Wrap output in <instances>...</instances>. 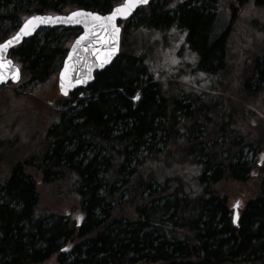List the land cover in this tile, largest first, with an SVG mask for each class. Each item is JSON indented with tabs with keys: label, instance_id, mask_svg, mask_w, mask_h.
Returning <instances> with one entry per match:
<instances>
[{
	"label": "trees",
	"instance_id": "obj_1",
	"mask_svg": "<svg viewBox=\"0 0 264 264\" xmlns=\"http://www.w3.org/2000/svg\"><path fill=\"white\" fill-rule=\"evenodd\" d=\"M123 2L0 0V44L30 17ZM216 3L154 0L91 85L39 101L52 110L29 152L0 153V264H264V50L229 64L232 22ZM80 32L44 29L14 48L22 80L0 106L59 74ZM173 34L192 62L165 75L155 56ZM249 181L258 195L232 208L224 185Z\"/></svg>",
	"mask_w": 264,
	"mask_h": 264
},
{
	"label": "rangeland",
	"instance_id": "obj_2",
	"mask_svg": "<svg viewBox=\"0 0 264 264\" xmlns=\"http://www.w3.org/2000/svg\"><path fill=\"white\" fill-rule=\"evenodd\" d=\"M217 1L216 6L219 11L232 22L231 35L228 40V63L234 66L237 61L247 58V60H253L264 50V6L255 5L254 0L244 2L238 0ZM145 36H147V45H154L153 42L156 37H149L147 34L143 37ZM170 39L173 40L169 45L170 48L159 49L160 52L155 56V63L161 68V71H165V75L171 73L170 71L176 69L175 67H179L181 62L187 65L192 62L186 50L180 51L179 42L182 40L180 35L173 34ZM158 46L159 43L155 44V47ZM31 88L32 85L27 86L26 89L28 99L10 98L0 106V153L7 156L6 158L11 156L14 158L23 152L28 153L29 140L41 129H45L46 122L44 123L43 116L51 114L52 109L40 106L39 101L52 105L53 102L58 104L57 102L63 100L58 89V74L34 90L35 94L32 93ZM39 108L41 109L39 110ZM7 109H12L13 113L6 112L7 114H5ZM12 140L16 143V147L9 148L8 142L11 143ZM224 186L228 192L232 208L237 205V202H239L238 209L243 208L248 200L259 193L253 181L244 184L226 183ZM51 189L47 190V195L44 194L41 200L43 203L52 202L51 192L50 195L48 194ZM62 205L68 206L67 203ZM45 264H57V262L55 259H51Z\"/></svg>",
	"mask_w": 264,
	"mask_h": 264
},
{
	"label": "water",
	"instance_id": "obj_3",
	"mask_svg": "<svg viewBox=\"0 0 264 264\" xmlns=\"http://www.w3.org/2000/svg\"><path fill=\"white\" fill-rule=\"evenodd\" d=\"M153 1L154 0H149L147 4H139L133 7L130 10V14H128L126 18L119 17V16L116 18L115 24L119 28V34H118V39L115 42L116 51L114 54L110 56V58H109V52L111 51V48H112V42L110 39L111 25L108 26V31H104L99 26L94 28L93 27L94 24H99L101 22L92 21L91 18H88V17L76 18V19L82 20L83 21L82 23H65L63 21H60L58 23H49V24L37 23L34 29L30 32V34L23 35L19 41H14L13 46L9 47L7 52L4 54L7 59L12 61L15 67L19 68L20 79L18 81H13L11 79L12 73L6 72L5 75L8 77V79L6 82H0V88L3 86L9 85V84L16 85L21 80V67L16 65L14 61L10 58L11 50L19 46L20 44H22L23 41L33 37L40 30L49 29V28H62V29L79 28L81 30L80 35L75 39L71 48L69 49L67 56L65 57L63 61V64H62V67L59 73L58 87H59L61 95L64 97H67L68 95L73 93L75 90L88 87L89 85L93 83L96 74L109 68L119 57L120 46H121V35L123 31L122 23L130 21L134 17V15L137 13L138 10L142 9L143 7L149 6ZM123 3H125V0ZM120 5L114 7L112 10L119 7ZM79 11L92 12V11H86V10H79ZM110 14L111 12L104 14V15L103 14H98V15L101 17H106ZM36 16L37 17H48V16H53V15L41 14V15H36ZM56 16L67 18L70 15H55L53 17H56ZM82 36L86 37V39L80 41V44H77V41L80 40V37ZM13 37L9 38L8 40L12 39ZM70 56H71V59H69ZM106 59H107V62H104ZM102 63H103V66L101 67L100 65ZM66 66L68 67V72H67V75L65 76V79L62 81L61 75L62 73H64ZM89 68H91L90 73H89ZM89 75L91 76L90 79H86L85 82H82V83H77L78 80H80L81 78L88 77ZM62 83L64 85V90L61 89ZM65 92H67L66 95H65ZM238 218H239L238 212L237 210H235V214H234V224L235 225L238 222Z\"/></svg>",
	"mask_w": 264,
	"mask_h": 264
},
{
	"label": "snow or ice",
	"instance_id": "obj_4",
	"mask_svg": "<svg viewBox=\"0 0 264 264\" xmlns=\"http://www.w3.org/2000/svg\"><path fill=\"white\" fill-rule=\"evenodd\" d=\"M149 0H125V3L120 5L119 7L115 8L114 10L111 11V14L106 16V17H101L96 13L92 12H83V11H76L73 12L69 17L64 18V17H53V16H48V17H37L33 16L30 17L25 21L23 26L20 28V31L10 40L5 41L3 44H0V82H6L8 77L5 75L6 72H11L12 76L11 79L13 81H18L20 79V70L18 67H15L12 63L11 60L7 59L6 56L4 55L8 48L13 46L14 41H19L23 35L30 34V32L34 29L37 23H42V24H49V23H58L60 21H63L65 23H82L83 21L80 19H76L78 17H88L91 18L92 21L95 22H101L99 24H94L93 27H101L104 31H108V26L111 25V42H112V48L111 51L109 52V58L112 54L115 53L116 47H115V42L118 39V34H119V28L115 24L116 18L119 17H127L128 14H130V10L139 5V4H147ZM86 39V37L82 36L80 37V40L77 41V44H80V41ZM75 51V49H74ZM71 59V56L69 57ZM107 62V59L104 61ZM101 67L103 66V63L100 65ZM68 72V67L66 66L64 73L61 75V80L63 81L65 79V76L67 75ZM91 72V68H89V73ZM203 75V74H202ZM91 76L89 75L88 77L81 78L80 80L77 81V83H82L85 82L86 79H90ZM61 89L64 90V85L63 83L61 84ZM67 92H65V95ZM139 93L136 94L135 99H139ZM239 206V202H237L236 207Z\"/></svg>",
	"mask_w": 264,
	"mask_h": 264
},
{
	"label": "flooded vegetation",
	"instance_id": "obj_5",
	"mask_svg": "<svg viewBox=\"0 0 264 264\" xmlns=\"http://www.w3.org/2000/svg\"><path fill=\"white\" fill-rule=\"evenodd\" d=\"M6 86H9V85H6ZM3 87H4V86H3ZM1 88H2V87H1ZM1 88H0V89H1Z\"/></svg>",
	"mask_w": 264,
	"mask_h": 264
}]
</instances>
